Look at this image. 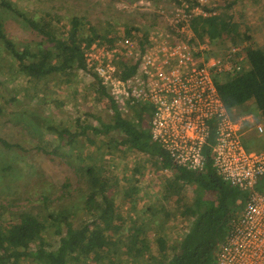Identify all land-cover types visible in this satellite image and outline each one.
<instances>
[{
  "label": "rangeland",
  "instance_id": "374dc122",
  "mask_svg": "<svg viewBox=\"0 0 264 264\" xmlns=\"http://www.w3.org/2000/svg\"><path fill=\"white\" fill-rule=\"evenodd\" d=\"M12 1L41 23L50 22V27L63 37L68 36L72 19L77 16L81 35L91 37L96 33L107 43L126 28L149 32L155 27L151 25L154 16L158 22L161 20L155 12L157 5L170 7L177 0H150L153 13L142 5L141 8L129 5L127 0ZM225 1L208 0V3L219 10ZM232 12L237 21L249 28L253 43L264 47V0H237ZM0 18L18 49L40 48V34L13 11L0 7ZM214 52L222 50L215 47ZM93 83V77L84 70H78L68 82L62 75L39 82L30 80L0 41V221L2 226L8 225L24 210L34 211L37 216L51 213L44 235L57 244L54 232L56 226L65 230L61 224L63 214L73 212L70 220L75 226L88 222L91 212L85 200L105 193L121 214V221L112 226V234L114 240H122L112 254L100 252L104 259L87 258L78 264H134L124 248L133 225H145L150 239L148 255L159 256L156 237H166L172 243L188 221L177 204L179 198L166 196L169 175L158 173L154 157L148 159L129 148L117 147L114 142L123 134L116 129L106 134L89 129L85 135L80 134L82 125L102 127L101 123L111 120L109 102L97 99ZM149 116L145 118L149 120ZM259 119L264 124V117ZM53 128L77 135L75 142L61 144L63 140ZM255 137L264 144V132ZM2 139L11 145L5 146ZM39 145L50 151L54 146L59 148L46 154L38 149ZM82 159L95 166L98 173L80 175L76 164ZM67 182L71 184L66 185ZM19 264L38 263L25 259Z\"/></svg>",
  "mask_w": 264,
  "mask_h": 264
},
{
  "label": "trees",
  "instance_id": "16d2710c",
  "mask_svg": "<svg viewBox=\"0 0 264 264\" xmlns=\"http://www.w3.org/2000/svg\"><path fill=\"white\" fill-rule=\"evenodd\" d=\"M127 1L129 5H133L139 0ZM236 2L237 0H226L216 14L195 17L193 29L200 37H209L214 51L215 47L226 46L227 42L242 47L247 55L249 67L244 72L218 76L217 88L229 109L236 108L241 112L253 111L258 117H264V47L254 44L249 28L234 18L232 8ZM0 7L13 11L40 34L38 50L30 47L20 50L7 35L0 18V41L14 57L19 70L30 80L39 82L49 76L62 75L68 82L78 70L88 69L84 47L89 46L100 36L96 33L91 37L81 35L80 20L77 16L72 19L68 36L63 37L50 27V22L41 23L26 11L20 10L12 0H0ZM154 17L151 25H160L158 18ZM132 28L135 32L139 30L137 27ZM125 31L126 34L131 35L133 30L126 28ZM139 32H142L140 39L142 46L149 32L148 29ZM112 41L113 39L107 40L108 43ZM120 64L123 77L131 75L136 69V65L128 64L123 60ZM93 89L97 99L103 100L109 97L107 89L97 77ZM108 105L112 110L110 122L101 123L102 127L82 125L80 134L85 135L89 129L94 133L104 134L116 129L123 134L121 139H116L114 142L117 147L148 153L161 160L163 166L170 168L169 180L166 181L165 187L166 196L179 198L177 204L181 205V213L188 221L187 227L177 234L172 243L168 242L166 237L159 235L156 237L159 256L148 255L150 239L145 225L143 223L133 225V228L128 230L129 241L124 245L128 256L134 264H213L218 248L231 231L233 218L244 208L250 191L229 185L217 173L209 146L205 149L207 161L203 170L195 171L175 164L161 145L152 140L149 128L145 127L149 124V120L145 118L147 114H151L149 107H135V115L128 117L111 98ZM53 130L58 131L63 140L60 141L61 144L75 142L77 135L66 129L53 128ZM65 133H67L66 138ZM256 139L255 136H251L247 140L248 146L264 148V144L258 143ZM2 142L5 146L11 145L3 139ZM58 148L59 145L54 146L50 151L38 146V149L46 154H52ZM76 168L82 176L97 172L95 166L85 159L77 163ZM263 188L264 175L255 185L256 190L260 191ZM85 205L91 212L88 222L75 226L70 220V216L74 213L70 211L68 214H63L61 224L63 223L65 230L61 226H56L54 232L58 237L57 244L44 235L50 224L51 213L47 216H37L34 211L24 210L16 214L8 225L2 226L0 221V264H19L25 259L38 264H78L87 258L96 261L104 259L100 253L103 250L112 254L117 250L119 240H122L118 238L114 240L112 234L114 231L112 226L121 221V214L105 193L89 197L85 200ZM32 244L34 248H31Z\"/></svg>",
  "mask_w": 264,
  "mask_h": 264
},
{
  "label": "built area",
  "instance_id": "2783aa9c",
  "mask_svg": "<svg viewBox=\"0 0 264 264\" xmlns=\"http://www.w3.org/2000/svg\"><path fill=\"white\" fill-rule=\"evenodd\" d=\"M140 5L154 12L150 0L132 6ZM155 12L160 25L149 30L142 46V33L128 35L124 30L111 43L98 37L85 45L84 73L100 80L109 94L104 100L111 98L122 113L133 116L135 107H149L152 140L175 164L201 171L207 161L205 149L211 148L217 173L229 185L250 191L213 264H264V188L255 189L264 175V148L248 146L247 141L262 134L264 124L253 111L229 109L216 84L220 75L246 71L247 55L230 43L215 53L209 37L194 31L195 17L217 13L208 0H177L170 7L157 5ZM122 60L136 65L127 77L121 74ZM156 161L158 173L168 176L170 168Z\"/></svg>",
  "mask_w": 264,
  "mask_h": 264
},
{
  "label": "crops",
  "instance_id": "0c3cea01",
  "mask_svg": "<svg viewBox=\"0 0 264 264\" xmlns=\"http://www.w3.org/2000/svg\"><path fill=\"white\" fill-rule=\"evenodd\" d=\"M257 136H259V135H257Z\"/></svg>",
  "mask_w": 264,
  "mask_h": 264
}]
</instances>
